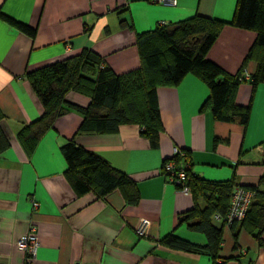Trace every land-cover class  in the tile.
Segmentation results:
<instances>
[{
  "label": "crops",
  "instance_id": "0c3cea01",
  "mask_svg": "<svg viewBox=\"0 0 264 264\" xmlns=\"http://www.w3.org/2000/svg\"><path fill=\"white\" fill-rule=\"evenodd\" d=\"M176 1V6H165L154 0H0V13L37 29L32 40L0 17V108L11 141L0 154V264H29L16 243L31 225L37 227L40 244L30 264H212L207 254L160 244L173 232L191 243H208L205 234L189 229L197 219L180 225V214L193 206L192 197L176 191L161 169L175 148H184L191 153L190 164L198 177L223 182L236 170L241 184H255L264 173V83L256 89L251 84L257 61L249 54L257 33L230 24L237 0ZM197 16L227 22L207 58L245 78L236 101L252 102L247 130L202 111L209 90L199 76L189 73L177 86L158 89L164 127L158 148L141 135L138 125H122L115 133H78L82 115L72 110L27 157L17 132L39 119L43 107L26 71L91 50L123 75L140 66L139 34L162 22L171 25ZM254 49L256 55L259 49ZM67 99L83 109L91 101L74 91ZM70 138L126 172L137 184L140 202L127 204L118 190L104 198L92 192L79 194L65 175L68 164L61 152ZM33 201L39 207L34 208ZM143 219L151 222L146 237L136 231ZM221 222L214 220L216 225ZM237 243L235 248L234 233L225 227L220 256L230 259L229 264H264V252L252 235L242 230Z\"/></svg>",
  "mask_w": 264,
  "mask_h": 264
},
{
  "label": "trees",
  "instance_id": "16d2710c",
  "mask_svg": "<svg viewBox=\"0 0 264 264\" xmlns=\"http://www.w3.org/2000/svg\"><path fill=\"white\" fill-rule=\"evenodd\" d=\"M0 17L32 40L36 37L37 29L28 23L4 13H0ZM226 23L197 16L142 32L136 41L140 66L123 75H118L111 67L104 65L101 57L91 50L26 71L25 77L43 107L39 119L23 124L17 132V140L27 157H32L41 139L55 128L56 121L72 110L82 115L78 133H115L122 125H138L141 135L150 141L153 148H158L164 131L158 89L177 86L189 73L199 76L209 90L202 111H209L216 121L236 122L247 130L252 102L241 105L236 101L239 85L245 81L244 78L239 74L231 75L207 58ZM230 24L257 33L254 48L257 47L259 51L255 55L256 49L253 48L249 54V59L257 61V70L252 74L251 81L253 89H256L264 83V0H237ZM121 25L132 28L126 22H121ZM71 91L88 96L91 99L89 106L83 109L71 104L67 99ZM5 118L0 108V154L11 146L3 129ZM181 149L184 158L176 154L166 159L164 164L170 160L178 164H189L186 170L189 175L187 184L193 206L180 214V217H185L187 222L197 219L188 224L189 229L205 234L208 243H191L173 232L162 237L160 244L170 249L207 254L212 264H229L230 259L220 256L224 243L225 218L236 192L242 190L250 194L251 201L244 217L228 225L234 233L235 248H238L239 233L244 230L253 236L264 252V173L255 184H241L236 170L230 180H206L194 173L193 165L190 164L191 153ZM61 152L68 164L65 175L79 194L92 192L97 198H104L118 190L127 204L136 206L140 202L135 181L98 153L79 146L74 138L68 139L61 146ZM240 152L243 153L241 149ZM214 215L220 216V225L212 220ZM235 259L239 260V257Z\"/></svg>",
  "mask_w": 264,
  "mask_h": 264
},
{
  "label": "built area",
  "instance_id": "2783aa9c",
  "mask_svg": "<svg viewBox=\"0 0 264 264\" xmlns=\"http://www.w3.org/2000/svg\"><path fill=\"white\" fill-rule=\"evenodd\" d=\"M154 2L162 5H170V6L177 5L176 0H154ZM160 25L162 26L165 25V22H162ZM183 153L184 152L179 148L174 149V155L180 154L181 157L184 158ZM187 168H189V164L187 163L182 162L178 164L174 160H170L164 164V168L161 169V172L170 182H173L174 178L179 179V181L176 182L177 184L176 191H183L190 193V189L187 184L188 182L187 177H189L186 171ZM247 198H250V194L244 193L242 190H238L236 192L231 207L229 208L228 215L226 217L228 223H231L235 219L239 220L242 217H244L249 201L248 200L246 202ZM32 205L34 208L39 207V203L36 201H33ZM148 225L149 223L146 221L140 223L137 229V233L139 234V236H143L146 233ZM39 244L40 241H39L37 227L35 225H31L29 232L25 234L23 237H21L17 242V246L19 247V249H21L28 255L29 264L31 262V259L36 256Z\"/></svg>",
  "mask_w": 264,
  "mask_h": 264
},
{
  "label": "rangeland",
  "instance_id": "374dc122",
  "mask_svg": "<svg viewBox=\"0 0 264 264\" xmlns=\"http://www.w3.org/2000/svg\"><path fill=\"white\" fill-rule=\"evenodd\" d=\"M165 6H170V5H165ZM68 49H69V46L67 47ZM164 165V164H163ZM241 177H244V176H241ZM189 179V177H187V180ZM172 186H173V188H176L177 187V184H176V182H178L179 181V179H176V178H174L173 179V182H170L169 180H167ZM179 192H183V191H179ZM183 193H185V194H189V192H183ZM249 200V201H248ZM248 201V204L250 203V198H247L246 199V202ZM230 208V207H229ZM214 219H213V221L214 220H219V221H221V218L219 219V216L218 215H214V217H213ZM143 221H146V222H148L149 223V225H148V227H147V231H146V233L143 235V236H140V237H146L147 235H148V230H149V227H150V225H151V222L149 221V220H145V219H143L141 222H143ZM181 221V223H180V225L181 224H186L187 223V221H186V219H185V217L182 219V220H180ZM140 222V223H141ZM225 222H226V227H229L228 225H229V223L227 222V220H226V218H225ZM138 229V228H137ZM137 229H136V231H137ZM138 234V233H137ZM139 235V234H138ZM24 236V235H23ZM22 236V237H23ZM39 236V235H38ZM20 239V238H19ZM18 239V240H19ZM18 240H17V242H18ZM17 244V243H16ZM29 258H27V260H28Z\"/></svg>",
  "mask_w": 264,
  "mask_h": 264
},
{
  "label": "water",
  "instance_id": "95a60500",
  "mask_svg": "<svg viewBox=\"0 0 264 264\" xmlns=\"http://www.w3.org/2000/svg\"><path fill=\"white\" fill-rule=\"evenodd\" d=\"M182 150V149H181ZM183 219V217H180V220H182Z\"/></svg>",
  "mask_w": 264,
  "mask_h": 264
},
{
  "label": "bare ground",
  "instance_id": "6f19581e",
  "mask_svg": "<svg viewBox=\"0 0 264 264\" xmlns=\"http://www.w3.org/2000/svg\"><path fill=\"white\" fill-rule=\"evenodd\" d=\"M244 78V77H243ZM244 80H245V78H244Z\"/></svg>",
  "mask_w": 264,
  "mask_h": 264
}]
</instances>
